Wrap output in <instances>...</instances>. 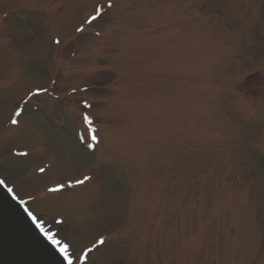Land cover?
Listing matches in <instances>:
<instances>
[{
	"label": "rangeland",
	"instance_id": "rangeland-1",
	"mask_svg": "<svg viewBox=\"0 0 264 264\" xmlns=\"http://www.w3.org/2000/svg\"><path fill=\"white\" fill-rule=\"evenodd\" d=\"M0 180L73 264H264V0H0Z\"/></svg>",
	"mask_w": 264,
	"mask_h": 264
},
{
	"label": "water",
	"instance_id": "water-1",
	"mask_svg": "<svg viewBox=\"0 0 264 264\" xmlns=\"http://www.w3.org/2000/svg\"><path fill=\"white\" fill-rule=\"evenodd\" d=\"M0 264H64L1 187Z\"/></svg>",
	"mask_w": 264,
	"mask_h": 264
},
{
	"label": "snow or ice",
	"instance_id": "snow-or-ice-1",
	"mask_svg": "<svg viewBox=\"0 0 264 264\" xmlns=\"http://www.w3.org/2000/svg\"><path fill=\"white\" fill-rule=\"evenodd\" d=\"M97 15H99V9H97ZM96 17H92V19H95ZM78 31H80L81 29H77ZM86 103V102H85ZM87 106V104H86ZM17 117L21 115V113L19 111L16 112L15 114ZM84 121L86 123H91L90 119L85 116L84 117ZM12 123L13 124H16L17 123V120L16 119H13L12 120ZM93 139H95V137H93ZM21 155H26V154H21ZM39 171L41 173H43L45 171L44 168H40ZM90 177L88 176H85L83 180H76L75 183L76 184H84L87 180H89ZM5 184V181L4 180H0V186L4 185ZM63 188V184H58L56 187H53V188H49L48 191L49 192H59L61 189ZM8 193L10 195H12V198L13 199H17V197L13 194L14 190L12 188H8L7 189ZM21 204H23L24 202L21 200L20 201ZM29 216L32 218L33 222L36 223L37 222V218L35 216L32 215L31 212H29ZM37 227H41L40 224H37ZM41 231L43 232V228H41ZM47 239L54 245V246H59L58 247V251L61 253V255L64 257V260L67 261V264H73V261L72 259L70 258L69 256V253H68V245L67 244H63L61 245V242L59 240H56L54 239L52 236L48 235L47 233H45ZM98 243H103V241H99ZM91 251V250H89ZM81 259H83V257H81Z\"/></svg>",
	"mask_w": 264,
	"mask_h": 264
}]
</instances>
